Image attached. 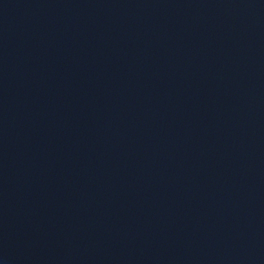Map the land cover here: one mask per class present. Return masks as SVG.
Instances as JSON below:
<instances>
[{
    "label": "water",
    "instance_id": "95a60500",
    "mask_svg": "<svg viewBox=\"0 0 264 264\" xmlns=\"http://www.w3.org/2000/svg\"><path fill=\"white\" fill-rule=\"evenodd\" d=\"M0 264H264V0H0Z\"/></svg>",
    "mask_w": 264,
    "mask_h": 264
}]
</instances>
